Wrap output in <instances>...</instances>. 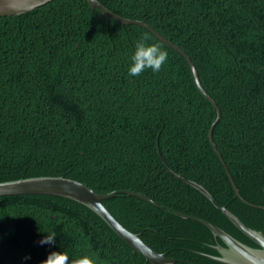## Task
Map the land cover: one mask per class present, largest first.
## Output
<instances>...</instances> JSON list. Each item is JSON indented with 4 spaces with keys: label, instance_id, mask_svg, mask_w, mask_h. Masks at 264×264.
<instances>
[{
    "label": "trees",
    "instance_id": "obj_1",
    "mask_svg": "<svg viewBox=\"0 0 264 264\" xmlns=\"http://www.w3.org/2000/svg\"><path fill=\"white\" fill-rule=\"evenodd\" d=\"M144 28L104 18L86 0H52L0 17V174L45 172L100 192L129 190L161 207L221 218L199 191L229 202L227 172L264 205V0H97ZM168 52L161 71L130 77L135 43ZM225 164V167L223 166ZM55 232V244L38 242ZM96 264H142L90 214L64 199L0 196V264H40L50 252ZM30 257V259H25Z\"/></svg>",
    "mask_w": 264,
    "mask_h": 264
},
{
    "label": "water",
    "instance_id": "obj_2",
    "mask_svg": "<svg viewBox=\"0 0 264 264\" xmlns=\"http://www.w3.org/2000/svg\"><path fill=\"white\" fill-rule=\"evenodd\" d=\"M51 1L0 0V17L24 14ZM86 1L104 18L144 28L186 60L198 90L216 111L208 139L221 159L212 140L220 111L203 89L187 54L146 23L121 18L97 0ZM169 172L212 203L221 218L217 227L197 217L173 213L137 192L100 193L71 177L45 172L0 174V196L40 194L64 199L90 214L116 240L139 253L142 264H264V205L249 204V194L241 191L238 182L235 186L227 170L233 193L229 202L219 203L201 185Z\"/></svg>",
    "mask_w": 264,
    "mask_h": 264
},
{
    "label": "clouds",
    "instance_id": "obj_3",
    "mask_svg": "<svg viewBox=\"0 0 264 264\" xmlns=\"http://www.w3.org/2000/svg\"><path fill=\"white\" fill-rule=\"evenodd\" d=\"M147 40V36H142L135 43V51L130 57L131 64L128 68V75L130 77L140 76L147 69L158 73L168 61V52L158 44L149 45ZM47 233L48 235L38 242L40 245L55 244L56 233L54 231ZM25 259H30V257H25ZM40 264H96V260L89 255L77 256L70 259L65 252L53 251Z\"/></svg>",
    "mask_w": 264,
    "mask_h": 264
}]
</instances>
